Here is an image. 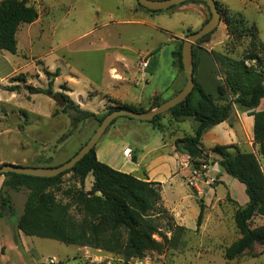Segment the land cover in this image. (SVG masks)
Returning a JSON list of instances; mask_svg holds the SVG:
<instances>
[{
  "label": "rangeland",
  "instance_id": "1",
  "mask_svg": "<svg viewBox=\"0 0 264 264\" xmlns=\"http://www.w3.org/2000/svg\"><path fill=\"white\" fill-rule=\"evenodd\" d=\"M217 1L221 8L220 21L208 39L195 47L194 77L205 89L213 86L216 67L210 53L221 52L238 58L249 44L250 35L246 31L241 35L229 33L224 21L226 16L240 17L248 25L254 24L259 39L264 43V0ZM27 2L37 9V19L18 27L15 53L0 50V164L58 165L73 155L92 134L97 126L93 117L74 121L77 111L69 108L62 112V107L54 99L57 95L72 94V89L69 92L66 90V80L73 82V79H67L75 77L73 72L78 75L75 91L86 94L90 91L88 96H91L96 93L93 90H99L95 103L104 101L106 97L99 114L104 113L113 104L112 101L118 102L105 93H118L127 100L134 95V99H138L142 93L147 94L152 88L163 85L176 72L178 84L174 91L184 84V74L172 63V44L166 43L161 34H156L148 26L106 22L114 19L110 0H75L73 12L72 0ZM205 11L208 18L209 10L205 8ZM119 15L115 14V18ZM95 25L94 31L85 33ZM187 31L190 33L194 30H184L176 46L188 34ZM103 45L109 50L127 48L136 52L127 51V54L118 50L123 59H116L115 53L105 52ZM155 46H158V50L152 53L151 49ZM153 55L157 61L155 68H152L153 58H150ZM111 67L122 79L109 74ZM56 70L62 73L61 77L54 76ZM20 74H24V79L18 77ZM15 84L18 85L17 89H8V86ZM37 88L48 92L33 91ZM155 96L142 98L131 105L146 110ZM262 107L264 99L257 109ZM129 118L119 117L99 138L96 149L101 145L102 161L139 178L161 182L162 206L174 224L184 227L175 246L164 244L160 250H147L143 258H133L130 264H264V244L254 243L232 259L224 255L225 248L240 237L235 227L234 213L238 207L245 205L247 196L244 185L224 171L217 163L219 156L211 151L215 145H230V150L252 152L259 158L248 111L233 104L225 121L209 127L203 133L201 147L206 157L197 167L193 166L187 155L175 149L176 153L173 151L176 138L193 133L196 123L192 118L175 121L164 112L161 122L164 124L162 133L165 145L154 152L140 149L145 143H148V147H158L161 142L156 140V134L160 132L145 121ZM110 136L114 138V144L108 147L104 145V140ZM125 146L132 150L126 153L123 150ZM159 155L168 156L162 164L157 161ZM174 158L179 164L177 168ZM3 179L4 176L0 175V180ZM92 181V174H88L85 190L90 188ZM79 187V179L72 173H65L51 192L59 201L67 202ZM5 192L6 189L2 194L8 196ZM8 193L13 208L12 212L4 211L9 217H0V241L7 246L6 254L11 264L119 262L118 254L113 252L65 244L18 231L13 220L22 210L24 197L18 191L10 190ZM75 208L71 206L73 213ZM200 212L201 219L198 221ZM261 224H264L263 216L251 219L252 227ZM161 232L167 238L172 235L164 226ZM154 237L162 240L158 234Z\"/></svg>",
  "mask_w": 264,
  "mask_h": 264
},
{
  "label": "trees",
  "instance_id": "2",
  "mask_svg": "<svg viewBox=\"0 0 264 264\" xmlns=\"http://www.w3.org/2000/svg\"><path fill=\"white\" fill-rule=\"evenodd\" d=\"M189 1L199 2L209 10L202 0H187L180 4ZM136 3L148 12L160 11L147 9L137 0ZM215 3L220 12L219 2L215 0ZM37 17V9L27 0H0V50L15 53L18 27L24 23H32ZM224 21L230 34L241 35L246 31L250 35L248 46L238 58L221 52L210 53L216 67L213 72V86L205 89L194 77L195 47L197 43L207 40L214 30L199 38L192 46L194 88L185 100L165 113L175 121L188 117L195 121L192 134L178 137L173 142L174 149L187 155L194 167L201 164L206 157L201 147L203 133L209 127L225 121L233 104L247 110L253 117V139L258 144L259 158L252 152L230 150V145H215L211 148V151L219 156L217 163L229 176L244 185L247 196L245 205L238 207L234 213V223L240 237L224 251L225 257L232 259L254 243L264 244V224L254 227L250 225L253 217H264V107L257 109L264 99V43L259 39L254 24L248 25L247 21L240 17L226 16ZM182 42L183 39L171 51L172 63L181 73ZM157 50L158 48H155L152 53ZM57 75L58 70L54 72V76ZM18 77L24 79V74ZM17 88V84L8 86L11 91ZM33 91L48 92L42 88ZM62 97L66 103L61 111L75 109L77 114L73 120L77 122L93 117L98 124L105 114L118 107L134 111L145 110L131 104L112 101L113 104L104 113L95 114L78 108L66 95L62 94ZM165 99L167 98L156 95L148 109ZM162 117L163 113L158 114L148 122L152 123L154 129L163 131ZM95 147L72 168L55 176L38 177L14 172L1 174L4 176L2 187H24L28 190L22 213L16 221V228L25 235L116 253L119 256V262L116 264H130L131 259H141L147 250H160L164 244L175 246L184 227L174 224L172 217L162 206L161 182L142 179L130 172L114 169L96 157ZM65 173H72L77 177L80 187L74 190L71 200L62 202L56 199L51 188L60 183ZM88 174H92L93 181L90 188L85 190L84 183ZM72 205L76 207L75 213L71 210ZM5 208L11 211L12 201L9 196L2 194L0 188V216ZM200 219L201 212L198 221ZM163 226L172 232L171 237L167 238L166 234L161 232ZM155 234L162 240L156 239Z\"/></svg>",
  "mask_w": 264,
  "mask_h": 264
},
{
  "label": "crops",
  "instance_id": "3",
  "mask_svg": "<svg viewBox=\"0 0 264 264\" xmlns=\"http://www.w3.org/2000/svg\"><path fill=\"white\" fill-rule=\"evenodd\" d=\"M74 2H75V0H72V3H71L72 4V7H71L72 12L75 9L74 8V6H75ZM110 2L112 3V14L114 15V17H113L114 19H112L111 21L110 20L106 21V22H113L114 21V22H120L123 24L148 26L151 29H153L156 34H161L164 37V40L166 43H168V44L171 43L173 49L176 47V41L178 38L181 37L184 30H187L188 28H191L192 30H197L204 23V21L207 17V14L205 11V6L201 3L193 2V1H189V2H185L183 4H180L174 10H167V8H166V9H161L158 12H147L145 10L139 9L136 5L135 0H112V1L110 0ZM115 14H117V16L119 14L120 15H119V17L115 18ZM28 24H30V23H28ZM103 24L106 25L105 22ZM96 27H97L96 25L93 27H90L89 29H87V31H85V33L88 31H92V30L94 31V29ZM103 47H104L105 52L109 51L110 53H113V54L115 53L114 55H115L116 59L117 58L123 59L122 56H119L120 53L118 50H120L121 52H125L127 54H128L127 51H131L127 48H123V49L122 48L121 49L120 48H118V49L114 48V50H109L107 46L103 45ZM157 47L158 46L152 47L151 50L153 51ZM131 52H136V51L134 50ZM122 54H124V53H122ZM44 56L46 57V55H44ZM150 58L151 59L153 58L152 68L153 67L155 68L157 66V61L155 60L156 59L155 55L151 56ZM110 70L111 71L109 74L113 78L122 79L117 74V71H114V69L112 67L110 68ZM73 74L75 75V77L67 78V79H73L72 83H71V80H66V81H68V83H67L68 89H66V90L69 92L72 89L73 91H72V94L68 93L69 95H66V96L73 102V104L78 106V108L89 110L91 112H94L95 114H99L98 113V111L100 110L99 108H100V106L105 105L104 101H105L106 97L105 98L103 97L104 101L101 100L102 102L97 101L95 103L94 99L96 98L95 96H97L98 93L100 92L99 90H96V89L93 90V91H96V93L92 94L91 96H88V92H90V91H87V94L84 91H80V90L75 91L74 86L76 85V82H77V80H75V79L78 77V75L75 74L74 72H73ZM59 75L61 77L62 73L59 74V72H58L57 76L59 77ZM177 78L178 77H177V72H176V74L172 78H169L163 85L156 86V87L152 88L147 94L142 93L141 97H138V99L137 98L134 99V97H136L134 95L132 96V99L127 100L128 99L127 97H124V95H120L118 93H114L112 95L105 93V92L104 93L107 95H110V97L116 99L118 102L128 103V104H131L132 102L133 103L140 102V100L142 98H146V97L148 98V97L153 96V95H159L162 98H169L175 92L174 89L177 87V84H178ZM88 85L92 86L91 83H89ZM84 88H86V87H84ZM120 117H122V116H120ZM118 118L119 117H117L111 125H113ZM129 119H133V118H129ZM139 121H144V120H139ZM250 121L253 125V117L252 116L250 118ZM145 122L149 123L153 127L152 123H150L148 121H145ZM159 132H160L159 134H156V140L160 141L161 144H159L158 147L157 146L148 147V143H145L144 145L141 146L140 151L154 152L155 149L160 150L162 148V146L165 145L164 144L165 142L163 139L162 131H159ZM109 138H111V139H109ZM109 138H106V140H104V145L108 146V147H110L114 144L112 141V139H114V138L112 136H110ZM100 148H101V145L97 149L95 147L96 157L100 161H102L104 159L101 155L102 153L99 151ZM125 149H131V148L129 146H125L123 148V150H125ZM134 150H138V148H135ZM173 151L176 153L174 148H173ZM159 156L160 157H157V161H159L161 164L166 160V157H168V156L165 157L164 155H159ZM174 159H175V163H176L174 165L177 168V166L179 164L177 163L176 158H174ZM174 165H173V167H174ZM171 169L172 168H170V170ZM0 188H2V191L4 189H6L5 194H7L8 196H10V194L8 193V191H10V190L15 191V192H17V191L21 192L22 196L24 197V201H25L26 195L28 193V190L24 187H21L19 189H12L10 187L5 186V188H4V186L2 187V180H0ZM12 208H13V204H12ZM22 209H23V206H22ZM6 210L10 211L8 208H5L3 210V216L9 217L8 214H6V212H4ZM11 212H12V210H11ZM21 213H22V210H21L20 214ZM20 214L17 215V217L13 220L15 227H16V221H17L18 217L20 216ZM18 231H20V230H18ZM80 247H83V246H80ZM6 249H7V246L5 244H3L2 241H0V264H11L9 257L6 254ZM54 263L57 264L56 261Z\"/></svg>",
  "mask_w": 264,
  "mask_h": 264
},
{
  "label": "water",
  "instance_id": "4",
  "mask_svg": "<svg viewBox=\"0 0 264 264\" xmlns=\"http://www.w3.org/2000/svg\"><path fill=\"white\" fill-rule=\"evenodd\" d=\"M187 0H137L143 7L150 10H161L169 8L173 5L180 4ZM209 8L210 16L208 20L203 23L200 28L188 33L183 39L181 46V63L185 76V83L182 88L169 98L163 100L158 105L143 111H134L124 107L113 109L104 115L101 121L97 124L92 134L87 140L79 147V149L71 155L64 162L54 166H21L9 163L0 164V175L5 172H14L18 174H25L38 177H51L58 175L70 168H72L85 154H87L93 147H95L99 138L110 126L113 120L120 116H127L137 120L149 121L154 116L164 113L179 102L186 99L189 93L194 88L195 82L193 78V57L192 46L202 36L213 31L220 21V12L216 7L215 0H202ZM55 101L60 107L65 104V99L57 95L54 97Z\"/></svg>",
  "mask_w": 264,
  "mask_h": 264
},
{
  "label": "built area",
  "instance_id": "5",
  "mask_svg": "<svg viewBox=\"0 0 264 264\" xmlns=\"http://www.w3.org/2000/svg\"><path fill=\"white\" fill-rule=\"evenodd\" d=\"M126 150V153H129L130 152V149H125Z\"/></svg>",
  "mask_w": 264,
  "mask_h": 264
}]
</instances>
